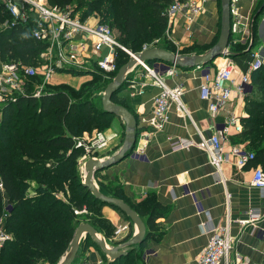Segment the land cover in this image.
I'll return each instance as SVG.
<instances>
[{"label": "crops", "instance_id": "0c3cea01", "mask_svg": "<svg viewBox=\"0 0 264 264\" xmlns=\"http://www.w3.org/2000/svg\"><path fill=\"white\" fill-rule=\"evenodd\" d=\"M257 6L258 0H237L239 31L234 38L231 37L224 52L236 54L250 46L249 51L257 54L264 69V13L256 23L253 38L251 33ZM219 24V0H203L200 13L191 20L185 19L181 14L167 17L164 32H168V42L172 45V51L167 52L176 56L203 55L217 41ZM225 59L232 61L231 79L236 84L247 73L250 62L248 55L217 57L206 66L214 73ZM255 72L256 70L249 72L248 78L253 80L251 76ZM141 75L138 66L133 68L127 76L130 81L126 82L119 95L126 98V110L133 116L136 124L133 148L119 162L98 173L105 192L113 196V199L122 201L136 215L137 212L140 213L137 216L144 225L145 236L147 234L142 245L122 248L124 255L132 249L135 253H140V258L133 264H193L208 240L204 227L227 226L231 240L228 264H235L234 255L247 260L249 264H264V198L250 185L253 171L259 166L247 162L238 168L234 157L229 156L215 170L208 163L204 152L195 147L171 151L167 141L170 138L196 142L199 136L207 138L219 130L231 114L240 121L246 116L245 97L232 94L216 114L210 115L207 102L198 97L201 80L197 71L177 69L174 76L163 77V82L167 87L179 86L182 89L180 99L189 118L185 119L177 114L173 104H169L167 122L156 131L151 126V112L152 100L158 94V89L148 86L143 94H132L137 85L145 81ZM145 82L149 83L148 80ZM114 120L116 136L113 140V135L101 133L109 136L110 140L105 148L94 152H101L94 157L96 159L105 160L121 147L124 127L118 118L113 117L112 122ZM238 135L232 130L226 135L222 141L224 152L233 146L252 152L247 142L239 139ZM93 183L97 188L94 176ZM32 186L33 184L30 185ZM55 196L64 201L61 194ZM191 196L208 213V218L196 211ZM251 210L256 211L261 216L260 219L252 224L241 225L239 221L245 219ZM101 217L110 225L111 233L94 231L107 248L124 244L126 241L120 244L116 242L130 235L128 241L136 233L135 227L130 221L123 219L119 210L103 205ZM81 222L87 223L80 220L79 223ZM124 225L127 226V233L115 238L113 231ZM84 239L82 235L71 264L111 262L96 244L87 242L83 248L81 245Z\"/></svg>", "mask_w": 264, "mask_h": 264}, {"label": "trees", "instance_id": "16d2710c", "mask_svg": "<svg viewBox=\"0 0 264 264\" xmlns=\"http://www.w3.org/2000/svg\"><path fill=\"white\" fill-rule=\"evenodd\" d=\"M45 1L49 7L58 10L71 7V14L77 15L80 20L92 18L97 24L106 25L113 32L116 41L132 54L139 53L142 47L172 51V45L164 39L167 21L164 12L175 0ZM263 4L264 0H258L252 21V38L256 23L264 13V8L261 9ZM7 18L8 14L0 8V22ZM30 26L24 23L0 32V62L19 61L24 65H36L44 44L32 37ZM160 38L163 41L160 45H150ZM243 52L244 49L236 52V57L246 54L250 61L251 52ZM127 60L126 54L118 51L116 71ZM69 74L78 77L86 73ZM90 77L91 80L80 87H92L94 81L100 80L94 88L103 90L109 83V80L104 82L97 75ZM251 78L253 80L248 78L250 91L244 95L246 116L240 120L241 132L238 136L247 142L253 153L250 163L259 166L264 172L262 64ZM32 80L38 82L40 78L36 76ZM125 86L126 82L112 94L110 100L111 103L128 109L126 98L119 96ZM54 87L53 91L43 92L38 98L29 95L17 98L14 103L5 104L1 110L0 217L5 205H9L10 211L2 217L0 228L10 239L0 247V264H57L79 224L73 211L82 208L89 212L87 224L97 232L111 233L110 225L101 217L104 204L94 199L80 184L76 165L83 150L75 147V139L86 133L90 138L93 131L108 129L113 116L94 106L89 100L91 94H86L85 89L82 94L70 92L64 84ZM98 173L99 171L93 175L98 191L103 196L112 198L102 189ZM55 194L65 196L64 201L56 199ZM120 213L125 221L128 220ZM137 215L140 216V213L137 212ZM129 236L116 243L127 241ZM87 242L91 243L85 237L81 246L84 248ZM139 258L140 253H135L132 249L108 264H133Z\"/></svg>", "mask_w": 264, "mask_h": 264}, {"label": "built area", "instance_id": "2783aa9c", "mask_svg": "<svg viewBox=\"0 0 264 264\" xmlns=\"http://www.w3.org/2000/svg\"><path fill=\"white\" fill-rule=\"evenodd\" d=\"M203 0H183L173 1L165 10L167 17L181 14L185 19L191 20L201 11ZM237 0H229L228 16L230 23V35L234 38L239 31V15L236 9ZM0 8L7 14L8 18L0 22V32L10 30L18 25L28 23L32 37L44 44V48L39 52L35 66L24 65L19 61L0 62V116L3 106L7 103H14L17 98L27 95L38 98L43 92L40 91L48 81L54 76L63 73H90L101 74L105 79H113L116 71L117 52L132 57L133 54L117 44L112 31L104 24L88 25L86 20H80L71 14L70 8L66 7L58 10L49 7L45 0H0ZM169 40V34L164 32ZM102 50L105 52L102 53ZM147 50L142 47L141 52ZM262 64V60L257 54L251 52L250 62L248 63L247 73L243 74L238 83L234 84L231 79L233 64L232 61L225 59L223 65L214 73H211L208 66H196L201 85L198 90L200 100L207 102V111L210 115L216 114L229 100L232 94L244 96L248 86L249 72L257 70ZM139 67L141 77L149 83L142 81L132 91L133 95H141L148 86L158 89V94L152 100L151 126L159 131L167 122V110L169 104H173L177 114L188 119V112L181 102L182 89L179 86L167 87L163 82V77H171L176 74V67L164 62H152L143 64L137 62L134 68ZM131 69L129 73L132 72ZM117 72V71H116ZM40 77L38 82H34V77ZM116 74V73H115ZM127 78L125 82L128 83ZM132 87V86H130ZM42 92V93H41ZM241 132L239 119L234 115H229L226 122L215 133L207 138L198 137L196 142L190 140H170L169 148L171 151L183 150L189 147L204 152L208 158V163L218 170L220 164L227 160L229 156L234 157L235 165L243 167L253 159V153L239 147L233 146L229 151L224 152L222 141L230 131ZM85 135V134H83ZM75 140V147L81 148L83 154L78 159V165L83 179V163L91 157L92 153L105 148L110 140L109 136L101 133L93 138L83 136ZM250 185L259 191L264 198V173L257 167L253 171ZM56 199H60L55 196ZM193 200L194 207L199 214L208 218V213ZM10 207L5 205L0 217L9 214ZM86 210L73 211V215L85 213ZM260 215L251 210L246 214V218L239 221L241 225L252 224L260 219ZM208 234V240L204 248L195 258L193 264H228V256L231 250V240L229 238L227 226L220 228L204 227ZM122 233H127V226H118L113 235L119 238ZM10 237L0 228V247ZM235 264H249L247 260L240 259L237 255ZM264 257V252H263Z\"/></svg>", "mask_w": 264, "mask_h": 264}, {"label": "water", "instance_id": "95a60500", "mask_svg": "<svg viewBox=\"0 0 264 264\" xmlns=\"http://www.w3.org/2000/svg\"><path fill=\"white\" fill-rule=\"evenodd\" d=\"M220 3V24L219 34L215 44L201 56H176L160 48H150L141 53L133 54L127 62L120 66L109 82L103 89L100 97L101 111L107 115H112L118 118L123 124V139L121 147L118 151L105 160L89 158L83 163V179L80 184L86 188L94 199H98L102 204L118 209L122 212L135 227L136 233L134 236L122 245H117L113 248H107L103 240L96 236L94 229L87 223H79L72 235V238L65 250L64 255L57 264H71L79 246V239L83 235L88 237L92 243L96 244L99 250L113 261L116 258L123 256L122 248L129 246H140L145 238V229L142 221L126 204L118 199L108 198L100 194L93 183V175L95 172L106 169L121 159H123L132 150L135 142V121L133 116L122 106L111 103V96L125 82L128 72L134 68L137 62L147 64L151 62H165L169 65H174L176 69L185 68L194 70L196 66H205L213 59L221 56H236L234 53L224 52L230 41V19L228 16L229 0H219ZM264 8V4L261 9ZM250 49L248 46L243 53H247ZM247 91H250V86H247Z\"/></svg>", "mask_w": 264, "mask_h": 264}, {"label": "rangeland", "instance_id": "374dc122", "mask_svg": "<svg viewBox=\"0 0 264 264\" xmlns=\"http://www.w3.org/2000/svg\"><path fill=\"white\" fill-rule=\"evenodd\" d=\"M45 3H46V1H45ZM71 8V7H70ZM78 14V13H77ZM75 16V15H74ZM77 16V15H76ZM75 16V17H76ZM86 20V23L88 24V25H90V26H92V25H97V23H96V21H94L92 18H87V19H85ZM112 34H113V32H112ZM165 34V33H164ZM113 36H114V34H113ZM115 38V37H114ZM164 39L168 42V39H167V37H165L164 36ZM116 40V39H115ZM117 42V41H116ZM161 42H163L162 40H161V38L160 39H156L155 41H153L152 42V44H150V45H152V46H157V45H160L161 44ZM117 44L118 45H120L122 48H124L119 42H117ZM125 49V48H124ZM105 51L104 50H102V53H104ZM119 52H120V50H119ZM129 52V51H128ZM90 75H97V76H99L100 77V79L101 80H103L104 82H107V79H105V77H103L101 74H98V73H96V72H90V73H86V74H83V75H81V76H78V77H72L69 73H65L64 75H60V74H58L56 77H53L50 81H48L46 84H44L43 86H39L40 88H42L40 91H45V92H50V90H52L53 91V89L55 88L54 86H57L58 84H64V86H66L68 89H69V91L70 92H82V94L83 93H85V92H83V90L85 89V86L84 87H80V85L81 84H84V83H86L87 81H89V80H91V77H90ZM37 76H38V74H37ZM40 78V77H39ZM112 80H109V82H111ZM96 82H99L100 83V80H96ZM96 82L94 81V83H93V85H92V87H86V89H85V91H86V94H91L90 96H89V100H90V102L94 105V106H96L97 108H101V105H100V97H101V95H102V92H103V90H101V89H97V88H94V87H96L97 85H96ZM57 88V87H56ZM58 88H61V86H59ZM105 88V87H104ZM42 93V92H41ZM79 97L81 98V95H79ZM74 98L75 99H78V97L77 96H75L74 95ZM117 127H116V122H115V120L112 122L111 121V124H110V126H109V128L108 129H106V130H104V131H93L92 133H91V138H93L96 134H98L99 132L100 133H108V135H113L112 136V139L114 140V138H115V136H116V133H115V129H116ZM117 130V129H116ZM87 134V133H86ZM88 135V134H87ZM118 138H119V135H118ZM121 138V137H120ZM122 138H123V133H122ZM121 138V139H122ZM75 140H77V139H75ZM120 147V146H119ZM100 153L101 152H99L98 154L97 153H92V155H91V157H97L98 155H100ZM96 159V158H95ZM76 171H77V173H78V176H79V178L81 177L80 176V170H79V165H78V161H77V165H76ZM62 197L65 199V196H63L62 195ZM89 212L86 210V212L85 213H80V214H77V215H75V217H77V219H78V222L81 220V221H86V219L89 217V214H88ZM8 235V234H7ZM9 236V235H8ZM10 237V236H9Z\"/></svg>", "mask_w": 264, "mask_h": 264}, {"label": "bare ground", "instance_id": "6f19581e", "mask_svg": "<svg viewBox=\"0 0 264 264\" xmlns=\"http://www.w3.org/2000/svg\"><path fill=\"white\" fill-rule=\"evenodd\" d=\"M206 66V65H205ZM128 76V75H127ZM127 76H126V78H127ZM109 80H112V79H109ZM94 160H95V158H93ZM104 242V241H103Z\"/></svg>", "mask_w": 264, "mask_h": 264}]
</instances>
